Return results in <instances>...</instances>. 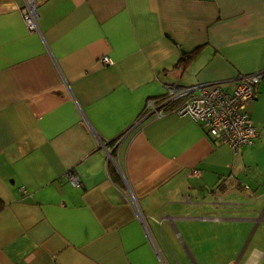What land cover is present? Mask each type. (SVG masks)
Instances as JSON below:
<instances>
[{
  "label": "crops",
  "instance_id": "1",
  "mask_svg": "<svg viewBox=\"0 0 264 264\" xmlns=\"http://www.w3.org/2000/svg\"><path fill=\"white\" fill-rule=\"evenodd\" d=\"M36 2L28 29L0 0V264H262L264 0ZM254 72L236 152L188 116L134 125L166 84Z\"/></svg>",
  "mask_w": 264,
  "mask_h": 264
},
{
  "label": "built area",
  "instance_id": "2",
  "mask_svg": "<svg viewBox=\"0 0 264 264\" xmlns=\"http://www.w3.org/2000/svg\"><path fill=\"white\" fill-rule=\"evenodd\" d=\"M21 13L26 27L36 28V0H24ZM101 62L109 63L111 60L104 55ZM262 76L263 72L241 74L234 78L230 90L222 87L219 82L188 86L166 84L161 95L146 99L134 125L149 117L159 118L169 112L188 116L203 126L208 138L224 143L236 152L240 147L254 142L256 130L246 104L257 97V86ZM106 152L110 156L109 151ZM68 177L73 185L78 184L77 178L69 172ZM217 202L227 203L218 199Z\"/></svg>",
  "mask_w": 264,
  "mask_h": 264
},
{
  "label": "trees",
  "instance_id": "3",
  "mask_svg": "<svg viewBox=\"0 0 264 264\" xmlns=\"http://www.w3.org/2000/svg\"><path fill=\"white\" fill-rule=\"evenodd\" d=\"M262 77H263V76H262ZM261 80H262V78H261ZM261 80H260V81H261ZM260 81H259V83H260ZM259 83H258V85H259ZM257 93H258V86H257ZM141 112H142V111H141ZM141 112H140V114H141ZM140 114H139V115H140ZM112 142H113V141L108 142V144H109V143H112Z\"/></svg>",
  "mask_w": 264,
  "mask_h": 264
}]
</instances>
